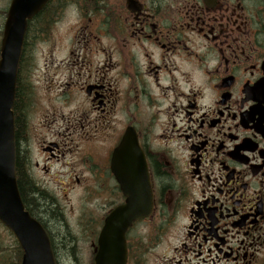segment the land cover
<instances>
[{
	"label": "flooded vegetation",
	"instance_id": "flooded-vegetation-1",
	"mask_svg": "<svg viewBox=\"0 0 264 264\" xmlns=\"http://www.w3.org/2000/svg\"><path fill=\"white\" fill-rule=\"evenodd\" d=\"M58 3L86 42L68 63L89 74L95 122L52 131L43 161L26 156L24 169L76 251L87 236L93 261L107 218L147 186L152 210L127 233L128 264H264V0ZM93 52L106 59L91 74ZM22 143L30 155L33 140ZM26 202L60 264L51 218Z\"/></svg>",
	"mask_w": 264,
	"mask_h": 264
},
{
	"label": "water",
	"instance_id": "water-1",
	"mask_svg": "<svg viewBox=\"0 0 264 264\" xmlns=\"http://www.w3.org/2000/svg\"><path fill=\"white\" fill-rule=\"evenodd\" d=\"M51 0H13L5 26L0 61V222L16 237L24 255L22 264H56L49 238L26 211L16 177L14 107L18 68L28 22ZM121 147L116 153L119 160ZM116 162L114 166L116 167ZM118 181H121L118 166ZM143 199L128 195L126 207L117 208L107 219L99 238L94 264H127L126 234L132 225L152 210L144 186Z\"/></svg>",
	"mask_w": 264,
	"mask_h": 264
},
{
	"label": "rangeland",
	"instance_id": "rangeland-1",
	"mask_svg": "<svg viewBox=\"0 0 264 264\" xmlns=\"http://www.w3.org/2000/svg\"><path fill=\"white\" fill-rule=\"evenodd\" d=\"M3 4V1L0 0V9L3 8ZM50 12L53 13L51 18L53 22L48 31L45 33L36 31V24L35 28H30V41L25 51L22 71L19 74L20 85L27 88L28 102H24L25 125L26 122H31V125L24 128V134L17 142V149L19 154L23 151L25 153L26 147L22 140L24 141L25 138L33 140L32 153L30 155L25 153V156L31 158L33 162L43 161L40 152L41 144L52 131V134L58 133L62 126L78 125V121L81 120L90 122V124L95 122L92 104L81 90L86 86L83 81L89 74L85 70H79L81 64L75 66L68 63L72 61L70 51L74 53L83 44H86L83 42L82 35L78 33L77 22L79 21L70 13L59 16V3L52 6ZM91 54L90 61L93 64L91 74H94L97 69L102 70L104 67L102 62L106 57H104V53L93 52ZM84 55L85 52L83 57ZM68 84L72 86L70 91H67L70 95L64 96L63 89ZM29 97L32 98L31 101ZM26 111H29L28 114ZM48 114V120L44 121ZM54 114L57 115L53 116ZM57 171H59V166ZM74 203H77L75 197ZM74 210L79 214L80 208H74ZM16 247L15 238L0 224V264H16L18 262ZM78 254L77 260L61 259L60 264H92L91 248L87 237L81 238Z\"/></svg>",
	"mask_w": 264,
	"mask_h": 264
},
{
	"label": "trees",
	"instance_id": "trees-1",
	"mask_svg": "<svg viewBox=\"0 0 264 264\" xmlns=\"http://www.w3.org/2000/svg\"><path fill=\"white\" fill-rule=\"evenodd\" d=\"M53 4V3H52ZM52 6V5H51ZM50 8H47L37 19H35V22L32 24L31 28H35L36 24V31L43 32L48 31L50 29V20L53 21L52 16L53 13L50 12ZM51 16V17H50ZM34 35V34H32ZM26 51V49H25ZM25 51L23 53V61L25 60ZM24 64V63H23ZM21 64V66H23ZM22 71V67L20 68ZM27 88H24L22 85H18L17 90V102L15 106V114L17 117V137L20 139L24 133V126H25V108L24 102H28L27 98ZM24 103V104H23ZM18 139V140H19ZM27 158L25 156L24 151L18 154V186L21 193V197L23 199V202L25 204V207L27 209V202L26 200L28 198L31 199V204L33 205L35 211L39 213L40 215L44 216L47 219L51 218V222L54 225L53 230L57 232L58 239H59V250L61 254L62 260H77L76 255V246L75 242L72 240V237L69 234V231L67 230L60 214L56 212L55 208L51 204L50 200L45 198L44 196L38 195L35 191H33V187L25 174V164H26ZM28 210V209H27ZM17 247V253H18V262L16 264L21 263L22 259V251L18 244L16 243Z\"/></svg>",
	"mask_w": 264,
	"mask_h": 264
}]
</instances>
